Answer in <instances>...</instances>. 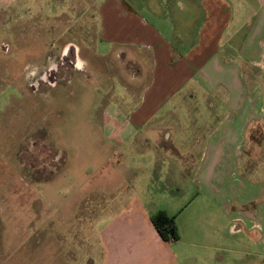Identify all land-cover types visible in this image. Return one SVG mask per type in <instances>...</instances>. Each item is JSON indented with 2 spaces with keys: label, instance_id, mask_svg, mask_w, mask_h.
<instances>
[{
  "label": "crops",
  "instance_id": "0c3cea01",
  "mask_svg": "<svg viewBox=\"0 0 264 264\" xmlns=\"http://www.w3.org/2000/svg\"><path fill=\"white\" fill-rule=\"evenodd\" d=\"M17 2L0 0V24ZM196 3L204 21L194 41L176 34L171 12L165 19L146 12L148 20L108 0L96 41L111 52L95 43L94 56L86 55L91 63L106 60L121 86V92L106 87L117 101L95 120L103 139L120 153L137 154L145 167L168 170L161 179L154 171L143 194L127 196L101 230V264H222L227 248L264 264V0ZM115 52L126 62L121 73L106 58ZM184 137L195 141L199 158L191 177L180 180L187 185L181 190L173 180V153ZM186 194V207L198 198L204 210L188 220L186 237L177 226L178 239L164 241L151 217L164 212L173 219ZM200 248L208 253L198 254Z\"/></svg>",
  "mask_w": 264,
  "mask_h": 264
},
{
  "label": "rangeland",
  "instance_id": "374dc122",
  "mask_svg": "<svg viewBox=\"0 0 264 264\" xmlns=\"http://www.w3.org/2000/svg\"><path fill=\"white\" fill-rule=\"evenodd\" d=\"M107 1L18 0L2 17L0 264H101V230L124 207L127 196L143 194L154 171L159 179L168 172L165 164L145 167L137 154L120 153L121 148L103 139L101 124L95 121L106 104L117 101L106 95V87L114 84L121 92L106 60L91 63L86 58L94 56L95 43L98 51L111 52L110 45L96 41ZM119 1L129 13L148 20L146 12L152 13L151 19H165L171 12L176 34L194 41L204 21L195 0ZM70 45L81 50L78 57L85 67L73 72L69 81L32 92L30 73L42 71L48 58H59ZM106 58L120 73L124 70L126 62L117 59L116 52ZM184 138L187 143L173 153V180H179L181 190L187 185L180 180L191 177L199 158L195 141L190 145L192 137ZM130 183L134 188L126 190ZM188 200L186 194L173 218L183 237L188 220L204 210L198 198L186 207ZM242 240L244 249V236ZM241 253L227 248L220 253L222 264H250L251 258Z\"/></svg>",
  "mask_w": 264,
  "mask_h": 264
},
{
  "label": "flooded vegetation",
  "instance_id": "af4514ba",
  "mask_svg": "<svg viewBox=\"0 0 264 264\" xmlns=\"http://www.w3.org/2000/svg\"><path fill=\"white\" fill-rule=\"evenodd\" d=\"M45 62L42 71H32L33 73L28 76L32 92L40 93L46 88L52 87L50 85L52 82L54 86L69 81L73 72L80 71L85 67L84 64L77 61L72 50L63 52L59 58L51 56Z\"/></svg>",
  "mask_w": 264,
  "mask_h": 264
},
{
  "label": "trees",
  "instance_id": "16d2710c",
  "mask_svg": "<svg viewBox=\"0 0 264 264\" xmlns=\"http://www.w3.org/2000/svg\"><path fill=\"white\" fill-rule=\"evenodd\" d=\"M152 224L157 234L164 241H176L178 239L177 228L172 218L164 212H158L151 217Z\"/></svg>",
  "mask_w": 264,
  "mask_h": 264
},
{
  "label": "water",
  "instance_id": "95a60500",
  "mask_svg": "<svg viewBox=\"0 0 264 264\" xmlns=\"http://www.w3.org/2000/svg\"><path fill=\"white\" fill-rule=\"evenodd\" d=\"M69 50L74 51V53H75V58H76L77 61L79 62L78 58L76 57V56H77V55H76V53H77V49H76L73 45H70V46H67V47L64 49V52L69 51Z\"/></svg>",
  "mask_w": 264,
  "mask_h": 264
}]
</instances>
